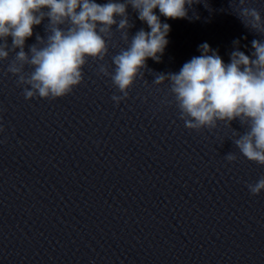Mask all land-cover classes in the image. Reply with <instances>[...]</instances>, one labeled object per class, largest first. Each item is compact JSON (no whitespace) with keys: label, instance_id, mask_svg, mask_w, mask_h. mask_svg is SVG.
Masks as SVG:
<instances>
[{"label":"clouds","instance_id":"1","mask_svg":"<svg viewBox=\"0 0 264 264\" xmlns=\"http://www.w3.org/2000/svg\"><path fill=\"white\" fill-rule=\"evenodd\" d=\"M199 2L108 0L101 4L96 0H0V61L7 60L10 51L16 53L7 73L17 77V86L23 87L26 100L63 98L83 82V69L89 59L103 61L108 55L113 25L128 39V30L133 27L127 12L131 6L150 31L140 29L127 48L112 56V72L104 64L98 69L110 77L121 93L112 96L119 105L128 98L137 78L144 77L142 70L147 68V60L160 62L169 43L170 25L162 23L154 10L158 9L168 19H184L188 8ZM233 3L235 0H231V6ZM235 14L246 28L264 36V17L256 8L247 6L246 0H238ZM45 20V36L36 34V42L25 51L34 27ZM233 43L229 63L205 42L199 45L201 54L185 62L179 72L160 73L153 82L156 85L168 82L180 119L189 130H211L218 123L231 126L238 120L247 130L233 144L247 160L264 166V40L251 41V55L239 50L238 40ZM26 66L31 71L25 72ZM225 158L232 162L237 156L230 152ZM247 188L253 196L259 195L264 191V177Z\"/></svg>","mask_w":264,"mask_h":264}]
</instances>
